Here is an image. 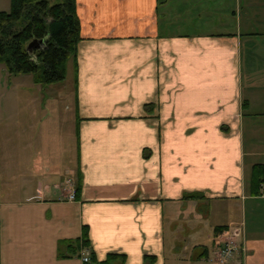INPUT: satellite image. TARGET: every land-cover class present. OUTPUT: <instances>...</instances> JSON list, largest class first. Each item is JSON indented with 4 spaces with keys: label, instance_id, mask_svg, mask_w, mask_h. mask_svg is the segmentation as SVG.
<instances>
[{
    "label": "crops",
    "instance_id": "0c3cea01",
    "mask_svg": "<svg viewBox=\"0 0 264 264\" xmlns=\"http://www.w3.org/2000/svg\"><path fill=\"white\" fill-rule=\"evenodd\" d=\"M76 9L70 96L3 99L4 81L15 95L40 84L0 83V264H86L85 231L89 264H264V193L250 186L264 163V0ZM225 234L244 250L223 261Z\"/></svg>",
    "mask_w": 264,
    "mask_h": 264
},
{
    "label": "trees",
    "instance_id": "16d2710c",
    "mask_svg": "<svg viewBox=\"0 0 264 264\" xmlns=\"http://www.w3.org/2000/svg\"><path fill=\"white\" fill-rule=\"evenodd\" d=\"M51 2L10 0V10L0 11V60L10 75L31 74L35 83L49 85L65 80L70 60L77 67V46L81 35L76 0ZM34 40H43V43L39 47H30ZM81 185L79 175L76 194ZM250 186L255 195L264 193V163L253 165ZM190 197L202 198L203 194L194 192L185 195V198ZM223 228L226 227L217 226L215 231ZM78 245L79 249L83 246L90 249L87 231ZM117 259L122 264L124 256L109 254L107 259L93 261L92 264H113ZM153 260L154 257L147 256V264Z\"/></svg>",
    "mask_w": 264,
    "mask_h": 264
},
{
    "label": "rangeland",
    "instance_id": "374dc122",
    "mask_svg": "<svg viewBox=\"0 0 264 264\" xmlns=\"http://www.w3.org/2000/svg\"><path fill=\"white\" fill-rule=\"evenodd\" d=\"M61 0L55 1L52 0L51 3H56V2H60ZM5 7L6 11L10 10V0H0V8ZM8 72L5 68L4 63L0 60V83L5 79L6 75V80H9V77L12 76H8ZM17 75V74H16ZM26 81L31 80V78H25ZM24 80V82H26ZM23 82V79H22ZM9 82L7 81L5 83V81L3 82L2 85V92L3 94L1 95L3 99H12V98H19V99H23V98H41L43 99L44 97H56L57 99L60 97H67V95H71L72 91H73V87H74V81H73V71H72V60L69 61L68 63V68H67V76L65 78L64 81L62 82H56V83H52L50 85H39V86H33L30 88H27V91H24L22 89L18 90L17 94L15 95L12 91L11 88H9L7 91H5V87H8ZM26 89V88H24ZM16 91V90H15ZM7 93V94H6ZM67 101L62 100V105H66ZM64 107V106H63ZM10 114V116L12 117V119H16L15 116H12L11 114L13 113H8ZM18 119V118H17ZM65 129H66V125H65ZM64 150H65V157L63 159V161H65V163H68L67 161H69V156H70V149L71 147H73L74 145V139H70L69 137H64ZM72 145V146H71ZM217 218L220 219V214H217ZM212 234V232H211ZM202 238V236H201ZM228 238L233 239L231 236H228V234H225V239L228 240ZM234 240H236V242L238 243V238L237 235L234 236ZM200 243H205L206 245L210 246L212 245V239L210 240H202L200 241ZM211 247V246H210ZM241 252L240 249H238L237 251L233 252V255L235 253H239Z\"/></svg>",
    "mask_w": 264,
    "mask_h": 264
},
{
    "label": "built area",
    "instance_id": "2783aa9c",
    "mask_svg": "<svg viewBox=\"0 0 264 264\" xmlns=\"http://www.w3.org/2000/svg\"><path fill=\"white\" fill-rule=\"evenodd\" d=\"M76 197V190L73 189L70 194L68 195V198L70 200H74ZM233 239L231 238H228V240H226L225 238H223L221 240V245H220V248L217 252V256L219 258V260H226L230 257L233 256V252L237 251L238 249L240 250H244L243 246H241V244L238 242H236V240H234V237H232ZM81 252H82V257H83V261L84 262H88L90 260V249L89 247H85L83 246L81 248Z\"/></svg>",
    "mask_w": 264,
    "mask_h": 264
},
{
    "label": "water",
    "instance_id": "95a60500",
    "mask_svg": "<svg viewBox=\"0 0 264 264\" xmlns=\"http://www.w3.org/2000/svg\"><path fill=\"white\" fill-rule=\"evenodd\" d=\"M42 43H43V40H40V41H39V40H34V41L30 44V47L33 46V45L39 47V45L42 44Z\"/></svg>",
    "mask_w": 264,
    "mask_h": 264
}]
</instances>
